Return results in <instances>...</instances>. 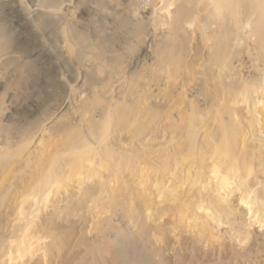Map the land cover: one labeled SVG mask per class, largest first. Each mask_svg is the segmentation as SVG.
Returning a JSON list of instances; mask_svg holds the SVG:
<instances>
[{
    "label": "clouds",
    "instance_id": "9594fccd",
    "mask_svg": "<svg viewBox=\"0 0 264 264\" xmlns=\"http://www.w3.org/2000/svg\"><path fill=\"white\" fill-rule=\"evenodd\" d=\"M0 264H264V0H0Z\"/></svg>",
    "mask_w": 264,
    "mask_h": 264
}]
</instances>
